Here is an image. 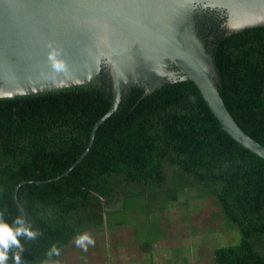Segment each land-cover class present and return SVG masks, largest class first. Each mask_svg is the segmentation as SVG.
Segmentation results:
<instances>
[{
	"label": "trees",
	"instance_id": "trees-1",
	"mask_svg": "<svg viewBox=\"0 0 264 264\" xmlns=\"http://www.w3.org/2000/svg\"><path fill=\"white\" fill-rule=\"evenodd\" d=\"M213 57L226 109L264 146V34ZM111 104L0 100V210L9 221L23 213L42 232L35 240L21 238L22 264L49 261L53 244L60 256L51 260L59 262L77 234L148 217L151 205L162 211L186 190L212 200L227 230L240 237L214 251V264H264V160L222 131L189 79L144 97L142 87L124 94L84 158L49 181L82 155ZM22 182L17 205L14 191Z\"/></svg>",
	"mask_w": 264,
	"mask_h": 264
},
{
	"label": "water",
	"instance_id": "water-1",
	"mask_svg": "<svg viewBox=\"0 0 264 264\" xmlns=\"http://www.w3.org/2000/svg\"><path fill=\"white\" fill-rule=\"evenodd\" d=\"M263 34L264 0H0V100L97 106L112 99L85 151L50 182L84 158L124 94L142 87L144 97L186 79L222 131L264 160V146L225 107L213 57ZM52 49L63 70L49 62ZM25 183L15 187L17 205Z\"/></svg>",
	"mask_w": 264,
	"mask_h": 264
},
{
	"label": "rangeland",
	"instance_id": "rangeland-1",
	"mask_svg": "<svg viewBox=\"0 0 264 264\" xmlns=\"http://www.w3.org/2000/svg\"><path fill=\"white\" fill-rule=\"evenodd\" d=\"M151 206L148 217L140 215L117 229L86 232L95 243L85 252L73 241L63 250L59 264H214L216 249L239 242L237 233L227 230L214 202L199 200L195 192L184 191L162 211Z\"/></svg>",
	"mask_w": 264,
	"mask_h": 264
},
{
	"label": "clouds",
	"instance_id": "clouds-1",
	"mask_svg": "<svg viewBox=\"0 0 264 264\" xmlns=\"http://www.w3.org/2000/svg\"><path fill=\"white\" fill-rule=\"evenodd\" d=\"M59 55L58 50L52 49L48 57L52 67L57 71L65 68L64 62L58 59ZM41 235L39 229L33 228L31 222L25 220L23 213L17 214L9 221L4 211L0 210V264H9L10 260L11 264H22L21 254L25 249L21 238L35 240ZM74 243L86 252L88 246L93 245L95 241L88 233H79L74 238ZM46 255L51 264H59L58 261L51 260L52 257L60 256V249L55 244L48 249ZM49 261H45L44 264H49Z\"/></svg>",
	"mask_w": 264,
	"mask_h": 264
}]
</instances>
